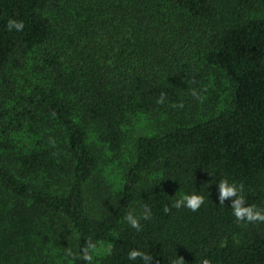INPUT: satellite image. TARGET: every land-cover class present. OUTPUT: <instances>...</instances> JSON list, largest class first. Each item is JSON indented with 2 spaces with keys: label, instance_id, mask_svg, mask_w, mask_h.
I'll use <instances>...</instances> for the list:
<instances>
[{
  "label": "trees",
  "instance_id": "trees-1",
  "mask_svg": "<svg viewBox=\"0 0 264 264\" xmlns=\"http://www.w3.org/2000/svg\"><path fill=\"white\" fill-rule=\"evenodd\" d=\"M0 264H264V0H0Z\"/></svg>",
  "mask_w": 264,
  "mask_h": 264
},
{
  "label": "rangeland",
  "instance_id": "rangeland-1",
  "mask_svg": "<svg viewBox=\"0 0 264 264\" xmlns=\"http://www.w3.org/2000/svg\"><path fill=\"white\" fill-rule=\"evenodd\" d=\"M147 124L149 123H146V124L140 123V125H147ZM149 125L152 126V128H149V132L156 133L157 127H155L152 124H149ZM88 132H89V135H91V138H90L91 143H93L95 146H98L99 149L101 148V152H99V155L102 158V162L100 163V171H99L100 184L98 185L96 190L97 189L100 190L105 199H111L112 197L115 196V193H117V191L119 190V186L121 185V179L119 177L120 174L118 173V171L115 172L113 170V169L116 170V168L114 167L112 161L109 160L110 158L109 150H107L102 144H99L96 138V134H97L96 129L90 128ZM96 205L98 206L100 210L104 208L100 199L96 201ZM110 244H111L110 240L102 242L98 246L96 251L98 253L105 252L109 250Z\"/></svg>",
  "mask_w": 264,
  "mask_h": 264
}]
</instances>
